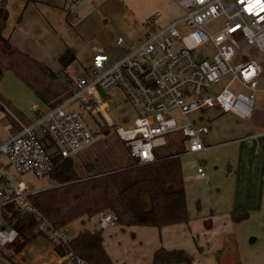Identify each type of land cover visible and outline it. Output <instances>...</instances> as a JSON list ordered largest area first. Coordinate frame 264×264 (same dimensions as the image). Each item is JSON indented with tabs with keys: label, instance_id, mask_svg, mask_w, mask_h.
I'll return each mask as SVG.
<instances>
[{
	"label": "built area",
	"instance_id": "1",
	"mask_svg": "<svg viewBox=\"0 0 264 264\" xmlns=\"http://www.w3.org/2000/svg\"><path fill=\"white\" fill-rule=\"evenodd\" d=\"M72 1L70 0V4ZM181 14L166 25L153 23L152 15L144 35L121 56L94 51L84 73L70 78L69 95L57 105L42 110L31 104V120L3 125L0 137V247L12 243L17 231L4 214L15 204L32 213L37 229L45 230L58 243L70 235L55 227L31 205L36 189L14 181L7 169L31 172L35 177L53 171L54 154L61 158L90 146L97 134L113 129L128 145L129 154L140 163L153 158V150L166 143V136L179 133L185 141L183 153L204 151L211 145L204 137L210 126L191 113L215 109L237 120L251 119L257 94L264 95V0H174ZM212 26L213 30H210ZM123 42L118 37L117 44ZM207 47L201 57L197 50ZM249 48L250 58L231 65L237 52ZM252 56H255L253 58ZM228 80L220 86L223 79ZM119 90L133 112L117 122L111 115L112 91ZM184 116L178 122L171 111ZM246 135L241 139H252ZM197 172L202 175L201 168ZM97 228L113 225L116 217L108 210L97 214ZM75 264H87L73 258ZM0 264H12L0 252Z\"/></svg>",
	"mask_w": 264,
	"mask_h": 264
},
{
	"label": "rangeland",
	"instance_id": "2",
	"mask_svg": "<svg viewBox=\"0 0 264 264\" xmlns=\"http://www.w3.org/2000/svg\"><path fill=\"white\" fill-rule=\"evenodd\" d=\"M89 2L90 0L87 3ZM74 20L73 13L66 19L70 26L74 24ZM210 30H213L212 26ZM111 32L115 38L118 35L122 36L121 26L118 24ZM119 48L118 45H111L106 52L112 57H119L123 53V51L120 53ZM207 50V47L200 48L196 54L202 57ZM242 57H251L249 48L237 52L231 65L241 62ZM81 65L83 62L76 60L65 68L55 67L58 68L57 70L51 68L50 70L59 71L57 79L47 77L42 70L26 64L5 69L0 77V98L4 97L6 100L13 98L15 102L10 101L11 105L22 106L24 114L30 116L31 103L44 108L35 94L36 90L42 89L48 95H52L54 91H57L58 95L63 94L67 91L64 88L66 86L62 85L66 83V79L84 73L85 68L83 69ZM227 80L228 77H225L220 86ZM262 98L264 95L258 93L254 111L264 109ZM116 106L115 108L113 105L111 115L120 122L124 115L130 114L131 109L129 105H123L120 96H117ZM171 114L178 122L184 121V116L178 110L171 111ZM244 123H248L249 126L256 124L254 119ZM244 123L235 121L227 115L219 116L217 120L208 122L210 130L206 141L211 145L209 148L198 153H179L185 146V141H178L179 151L166 150L165 146L159 149V152L164 149L165 154L170 151L178 152L177 154L168 155L149 166L142 164L132 166V160L126 154V143L119 139L113 129H106L97 134L90 146L73 157L74 168L81 178L67 183L60 184L49 175L37 178L31 172L18 173L12 168H8L7 172L14 181H22L28 189L37 190L28 198L31 205L54 225L64 228L71 237L78 229L91 227L93 224L98 226V210L105 207L117 213L118 223L125 226L130 216L121 205L117 192L140 177L153 176L165 189L184 190L191 220L211 215L212 221L216 222V228H219L216 231L227 233L225 246L230 254L237 258V264H262L264 263V142L257 146L259 153L256 156L259 159L256 164V175H260V188L257 189L254 185L246 189L241 185L243 190L235 192V186L239 184L235 178L238 172L240 173V169L242 170V167H237L239 146L235 139L245 135L237 130L239 126L244 127ZM179 136H181L179 133L169 134L166 139H170L173 143ZM198 167L201 168L202 175L197 173ZM233 210L236 211L233 213L235 218L232 216ZM228 215H231V220ZM229 238L233 241L235 255L232 253L233 247L228 242ZM9 249V244L0 247V251H6L8 254H10ZM24 250L27 252L25 261L22 263L20 257L14 254L11 258L12 264H49V260L53 261L52 242L47 238L38 237L32 240ZM192 258V264L210 262L203 256Z\"/></svg>",
	"mask_w": 264,
	"mask_h": 264
},
{
	"label": "crops",
	"instance_id": "3",
	"mask_svg": "<svg viewBox=\"0 0 264 264\" xmlns=\"http://www.w3.org/2000/svg\"><path fill=\"white\" fill-rule=\"evenodd\" d=\"M71 1L73 5L70 4V0H6L7 18L2 34L15 48L37 61L40 60L39 62L42 61L48 68L54 70L62 68L58 62V56L66 47H69L75 57L71 63L80 60L83 62L84 66H81L84 69L90 64L91 57L96 50L106 52L111 45H118L121 53L127 48L136 46L144 35L146 23L153 12L158 13L153 21L158 26L166 25L171 19L181 14L174 0H90L89 3H87L89 0ZM68 13H73L75 18L72 26L66 21ZM116 24L121 26L122 36L118 35L115 38L111 30ZM118 37L123 39L121 44L116 43ZM55 67L58 68L55 69ZM53 72L59 75V71ZM69 82L70 78H67L66 83L62 84L67 89L64 93H68ZM112 96V108L113 105L117 107V96L121 97L123 105H129L123 100L119 90H113ZM9 101L15 102L13 98ZM41 102L44 108L39 107L40 109L50 108V104L42 100ZM262 104H264V98H262ZM16 106L14 108L21 110L22 113L23 107ZM132 108L130 106V114L133 112ZM23 114L21 122L28 123L31 115ZM10 115L13 116L11 113ZM199 115L208 122H213L222 115L243 123L250 120H237L233 115L223 114L215 109L202 113H191L189 117L197 118ZM251 119H254L255 125L250 124L249 126L248 123H244V127L239 126L237 129L245 133L244 136L255 134L257 136L249 140L235 139L239 146L237 167H242L240 173L238 172L239 176L237 174L235 178L237 182L239 181V184L235 186V192L243 190V187L250 189L255 185L259 189L261 186L260 175H256V164L259 161L256 156L259 153V145L264 142V109L254 111ZM7 122L10 121L4 120L3 113L0 112L1 138H4L3 125ZM13 123L17 128V123L15 121ZM206 136L204 137L205 143L209 144ZM210 216L196 220L190 218L188 223H178L161 228L124 226L116 222L102 228V245L112 264H152L153 253L160 247L166 250H184L191 257L203 256L210 261L208 264H237V258L232 256L225 246L227 233H219L221 230L216 231L219 228H216V222H213ZM228 216L231 220V215ZM207 219H210V227L204 225ZM93 227H95L94 224L91 227L86 226V228ZM228 242L233 247L232 253L235 255L232 239L229 238ZM51 252L53 261L49 260V264H62L64 259L54 252L53 244ZM26 254L27 252L23 250L15 256H19L23 263Z\"/></svg>",
	"mask_w": 264,
	"mask_h": 264
},
{
	"label": "trees",
	"instance_id": "4",
	"mask_svg": "<svg viewBox=\"0 0 264 264\" xmlns=\"http://www.w3.org/2000/svg\"><path fill=\"white\" fill-rule=\"evenodd\" d=\"M70 14L71 13H68V18ZM6 18V0H0V77L3 75L5 69H12L16 65L23 66L26 64V66L37 67V69L42 70L47 77L57 79V73H54L42 62L31 58L26 53L15 48L8 38L3 36L2 31ZM74 59L73 51L69 47H66L59 55L58 62L62 68H65ZM69 92L70 91L68 90V93H63L61 95H58L57 92L48 95L47 92L42 91V89H37L35 94L43 102L50 104L49 106L53 107L64 100L69 95ZM0 112L3 113L4 120L13 123L15 117L22 121L23 116L21 111L12 107L10 101L3 97L0 98ZM10 113L14 117L11 116ZM182 140L184 141L182 136H179L177 140L173 141V143L170 139H167L164 145L156 147L153 150V158L147 163H140L138 160L132 158L129 154V147L127 144L126 154L128 158L132 160V166L141 164L149 166L157 160H162L168 155L178 153H172L170 151L165 154L164 149L162 152H159L160 147L165 146L166 150L173 149L179 151L180 143L178 141ZM183 150L184 147L180 149L179 153H182ZM75 155L61 158L59 155L57 156L54 154L53 162L55 167L49 176L57 180L60 184L80 179L81 177H78L73 164V157ZM117 196L121 205L130 216L129 221H127L125 225L153 226L161 228L163 226L178 223H188L190 220L186 207L184 190L165 189L157 178L150 175L140 177L129 183L117 192ZM4 209L6 220L8 222L13 221L12 226L17 231L15 240L9 244L10 254L6 251H0L9 260H11L14 254L22 252L32 240L37 239L38 237H43L52 242L54 252L60 258L64 259L62 264H75L73 260L75 257L82 258L87 264H112L110 257L102 245V228H97V226L93 228L84 227L70 237L67 243L61 244L54 240L45 230L37 229V222L34 214L23 212L15 204L7 205ZM105 209H108L116 217V222L118 223L119 216L117 213L113 212L111 208H102L98 210V213ZM235 212V210L232 211L233 218L236 217L233 214ZM43 218L53 226L57 227L44 216ZM210 223V219L204 221L206 227H210ZM191 262L192 257L186 251L166 250L163 247L158 248L153 253L152 258V264H191Z\"/></svg>",
	"mask_w": 264,
	"mask_h": 264
},
{
	"label": "snow or ice",
	"instance_id": "5",
	"mask_svg": "<svg viewBox=\"0 0 264 264\" xmlns=\"http://www.w3.org/2000/svg\"><path fill=\"white\" fill-rule=\"evenodd\" d=\"M257 3H260V0H257ZM262 10H264V8H262Z\"/></svg>",
	"mask_w": 264,
	"mask_h": 264
}]
</instances>
